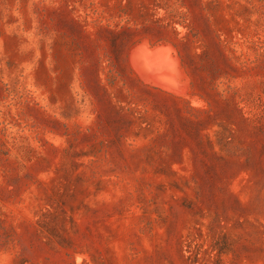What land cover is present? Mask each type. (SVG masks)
<instances>
[{
    "label": "rangeland",
    "instance_id": "374dc122",
    "mask_svg": "<svg viewBox=\"0 0 264 264\" xmlns=\"http://www.w3.org/2000/svg\"><path fill=\"white\" fill-rule=\"evenodd\" d=\"M0 264H264V0H0Z\"/></svg>",
    "mask_w": 264,
    "mask_h": 264
},
{
    "label": "bare ground",
    "instance_id": "6f19581e",
    "mask_svg": "<svg viewBox=\"0 0 264 264\" xmlns=\"http://www.w3.org/2000/svg\"><path fill=\"white\" fill-rule=\"evenodd\" d=\"M177 63V62H176Z\"/></svg>",
    "mask_w": 264,
    "mask_h": 264
}]
</instances>
